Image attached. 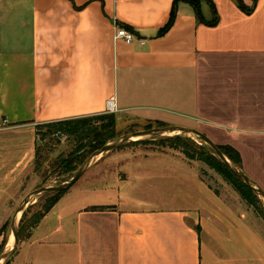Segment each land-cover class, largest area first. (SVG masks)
Segmentation results:
<instances>
[{
	"label": "crops",
	"instance_id": "obj_1",
	"mask_svg": "<svg viewBox=\"0 0 264 264\" xmlns=\"http://www.w3.org/2000/svg\"><path fill=\"white\" fill-rule=\"evenodd\" d=\"M175 1L0 0V221L37 127L107 113L109 101L144 128L192 127L232 146L264 189V0H204L202 18ZM134 150L95 163L7 264H264L262 230L181 151Z\"/></svg>",
	"mask_w": 264,
	"mask_h": 264
},
{
	"label": "rangeland",
	"instance_id": "obj_2",
	"mask_svg": "<svg viewBox=\"0 0 264 264\" xmlns=\"http://www.w3.org/2000/svg\"><path fill=\"white\" fill-rule=\"evenodd\" d=\"M114 113L116 114V112H107L106 115L92 117L93 119L88 121L87 126L106 124L109 122L110 115H113ZM63 126L45 125L37 129V139L35 141L31 163L21 176L14 190H12V194L3 209L5 219L4 221H0V254L8 251L12 247L10 241L11 236L13 237L11 232V220L23 197L36 188L61 183L67 180L70 176V174L63 173L64 168L62 166V161L69 158L72 152L77 148L78 140L75 137L78 136L64 130L62 128ZM152 127L154 126L149 128ZM116 129L118 137L129 132L146 128L129 117H117ZM165 137L166 136L151 138L148 139L149 141L140 139L126 142L122 145V148L118 149L135 151L134 149L138 145L141 146V148L151 147L154 150L173 149L169 147V142L164 140ZM194 140L196 144H201L200 140L195 138ZM177 150L180 151V149ZM197 151L199 152L198 148ZM196 152H192L194 159H191L190 161L192 166L199 172L200 178L215 192L217 196L223 198L227 204L233 205L234 207H237V209H245L248 212L251 221L253 220L257 228L262 230L264 234V215L262 214L261 203L256 202V200H250L249 202L247 199L243 198L235 184L231 182L220 168L214 163H210L206 156L200 155ZM109 153L100 157L95 163H99ZM183 156L186 157L184 154ZM127 191L128 195L133 194L135 196H141L142 194V192H137L135 189ZM50 194L39 197L26 209V214L19 224L18 250L23 247L32 235L33 230L45 216L46 201ZM8 261L9 260L1 264H7Z\"/></svg>",
	"mask_w": 264,
	"mask_h": 264
},
{
	"label": "trees",
	"instance_id": "obj_3",
	"mask_svg": "<svg viewBox=\"0 0 264 264\" xmlns=\"http://www.w3.org/2000/svg\"><path fill=\"white\" fill-rule=\"evenodd\" d=\"M178 0L175 1V3ZM190 2L196 9L197 15L202 18L201 15V3L204 0H187ZM241 7L245 8L241 0H238ZM214 7V5H213ZM216 12V10H215ZM176 12L173 10L171 18L167 25L163 27L160 30V34H164L173 24L175 20ZM218 21V17L215 18V20L211 23L215 24ZM124 26V25H121ZM125 28L135 32L130 28L129 26H124ZM106 115L99 114L94 116H88V117H81V118H75V119H67V120H61L56 121L52 123H47L44 125H40L37 127L41 128L45 125H60L63 126L62 128L64 130L69 131V133L76 134L78 137H75L78 140L77 148L75 151L72 152L71 156L67 159H64L62 161V166L64 168L63 173L65 174H71L73 171H75L84 161L85 159L95 150L103 146L106 142H108L111 139H114L117 137V114L110 115L109 122L103 125H93V126H87L88 121L92 120V117H99ZM164 124H160L162 126ZM151 127V126H148ZM166 142H169V147L173 149H180V151L188 158L189 160L194 159V155H192V152H196L197 148L199 152L196 153L206 156L210 163H214L218 168L221 169V171L224 172V174L231 180L232 183L235 184L237 187L239 193L242 195L243 198L247 199V201L250 202V200H256V202L261 203L262 206V214L264 215V202L263 200L253 191L251 190L246 184H244L240 179H238L236 176H234L219 160L217 157H215L212 152L209 150V148L205 144H196L194 138L187 136V135H177V136H170L165 137L164 139ZM144 141H149L148 139H144ZM140 142V141H138ZM220 149L228 156V158L240 169H242V159L240 156V153L229 145L219 146ZM122 148V146L120 147ZM56 192L52 193L47 197L46 201V213H49L51 209L55 206V204L58 202V200L61 198V196L66 192ZM25 212L23 214V217L25 216ZM22 217V219H23ZM21 219V220H22Z\"/></svg>",
	"mask_w": 264,
	"mask_h": 264
},
{
	"label": "water",
	"instance_id": "obj_4",
	"mask_svg": "<svg viewBox=\"0 0 264 264\" xmlns=\"http://www.w3.org/2000/svg\"><path fill=\"white\" fill-rule=\"evenodd\" d=\"M177 135H188L190 137L200 140L201 144H205L212 152V154L217 157L218 160L234 176H236L251 190H253L264 202V189L259 185V183H257L250 175H248L242 169L237 167L220 149L219 145H217L213 140L210 139L208 135H206L202 131L196 128L181 125H168L133 131L124 135H120L106 142L103 146L92 152L85 159V161L70 174L67 180L57 184L45 185L28 192L19 203L11 220V232L14 238V242L12 247L8 251H5L0 254V264L9 260L16 253L19 246V224L26 209L36 199L46 194L68 190L95 164V162H97L100 157L104 156L109 152L117 150L126 142L140 139L157 138L161 136L170 137Z\"/></svg>",
	"mask_w": 264,
	"mask_h": 264
},
{
	"label": "built area",
	"instance_id": "obj_5",
	"mask_svg": "<svg viewBox=\"0 0 264 264\" xmlns=\"http://www.w3.org/2000/svg\"><path fill=\"white\" fill-rule=\"evenodd\" d=\"M116 27H117L116 38L124 39L127 43L133 42V40L136 37L135 32H133V31H131V30L125 28L124 26L119 25V24H116ZM141 42L144 43L145 40H141ZM108 107H109L108 112H115L116 111L113 101L108 102Z\"/></svg>",
	"mask_w": 264,
	"mask_h": 264
},
{
	"label": "bare ground",
	"instance_id": "obj_6",
	"mask_svg": "<svg viewBox=\"0 0 264 264\" xmlns=\"http://www.w3.org/2000/svg\"><path fill=\"white\" fill-rule=\"evenodd\" d=\"M10 241H11V245H13V242H14V238L11 236V239H10Z\"/></svg>",
	"mask_w": 264,
	"mask_h": 264
}]
</instances>
